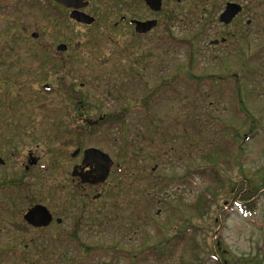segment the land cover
<instances>
[{"label": "rangeland", "instance_id": "rangeland-1", "mask_svg": "<svg viewBox=\"0 0 264 264\" xmlns=\"http://www.w3.org/2000/svg\"><path fill=\"white\" fill-rule=\"evenodd\" d=\"M90 1L92 25L49 0H0V264H264V0H163L159 13ZM228 1L244 9L223 25ZM201 15L210 34L192 51L159 44L163 24L138 37L129 22L169 21L188 39ZM189 68L201 80L182 78ZM79 146L113 159L96 189L72 182ZM242 184L256 190L252 213ZM37 203L55 217L47 227L23 218Z\"/></svg>", "mask_w": 264, "mask_h": 264}, {"label": "water", "instance_id": "water-1", "mask_svg": "<svg viewBox=\"0 0 264 264\" xmlns=\"http://www.w3.org/2000/svg\"><path fill=\"white\" fill-rule=\"evenodd\" d=\"M56 3H59L66 8L71 9L70 11V18L74 19L76 22L91 25L95 22V17L84 12L82 9L89 5L88 0H52ZM146 4L149 6L150 9L153 11H159L162 9L163 0H145ZM243 11V5L237 2L228 1L224 7V10L219 15V21L222 24H231L233 20ZM125 18V17H123ZM250 20L248 24H250ZM135 25V30L139 33H147L151 29H153L157 25L156 19H149V20H139L133 19L131 21ZM33 36H38L37 33H33ZM222 42H225V39H221ZM220 40L215 39L211 41V44H218ZM58 50L65 51L67 50V44L60 43L57 46ZM48 88V85H46ZM80 152V149H76L73 152V156H77ZM86 160H95L96 162L99 160L100 163H97L96 167L94 168L95 171L101 172V176L99 177L100 181H105L109 174H110V165L113 163L111 156L96 147H89L84 151V159ZM0 161L2 159L0 158ZM37 158H34L31 161V164L37 163ZM77 166L74 167L72 175H77ZM24 220L31 226L35 228L47 227L51 224L54 219L53 213L50 209L41 203H37L31 207H29L23 215ZM57 223H61L62 219L58 217L56 219Z\"/></svg>", "mask_w": 264, "mask_h": 264}, {"label": "trees", "instance_id": "trees-1", "mask_svg": "<svg viewBox=\"0 0 264 264\" xmlns=\"http://www.w3.org/2000/svg\"><path fill=\"white\" fill-rule=\"evenodd\" d=\"M49 1H51V0H49ZM137 1H139V3L144 2V0H137ZM207 2H208V0H200V3H203V4H205ZM144 4H145V2H144ZM57 5H59V4H57ZM59 6H61V5H59ZM204 8H205V6L202 5V13H206V11H204L205 10ZM176 17H175V14L174 15L172 14L171 17L169 18V20L174 19ZM163 22H161V24L165 25V31L163 33H161V35H158V39L156 40L160 44H162V41H164V43H170V44H173V45H175V43L177 45H182V46H185L186 45V46H189L191 48L190 51H192V48L196 50L197 49L196 47H199V43H202L203 40L205 38H207V34H210L208 32V30H205L204 31L206 25L210 26V24H208L209 23V20L204 15H201L200 21H199L200 25H198L197 29L194 30V32L190 35V37L188 39H186V38L183 39V38L175 37L173 35V32L171 31V26H170L169 21H167L166 23H163ZM138 37H139V35H138ZM196 42L197 43L199 42L198 45H196ZM191 53H193V52H191ZM256 56L260 57L261 56V53H258ZM193 57L194 56H192V58L190 59L188 66L190 65L193 69H195V67H198L199 68V66H196L198 56L195 57V62L196 63L192 62ZM40 67H41V65H40ZM192 71L193 70H191L189 68L188 75H186V76H183L182 75L183 76L182 78L191 77L192 76L191 77V80L192 81L201 80V78L199 76L195 75ZM152 88H153L152 86H150L148 88V93H147L148 97L155 96V91H154L155 89H152ZM210 89L213 90V91L215 90V93H217V95L222 96V95H224V94L227 93V90L229 88L226 85H223L221 83L220 84H216L215 83L214 86H212V88H210ZM85 104L86 103H84V102H81V103L74 102L73 107L74 108L76 107V109H77L78 112H83V111H85V109H83V108L86 107ZM135 106L137 107L138 105H135ZM88 111L86 110V112H88ZM128 111H129V108L124 112V114L127 115L128 114ZM68 116H69V118H72V121H73L72 124L76 123V117H75V114L74 113H71V111H70V114L68 113ZM78 116L79 115H77V117ZM111 119L113 121L111 123L112 126L121 128V130L124 131V129L126 128V125L120 121V119H122V116H120L117 113H115V114H113L111 116ZM81 121H82V123H85V125L84 124H81L82 126L89 127L90 120H87V119L85 120V119L82 118ZM125 145L130 146L131 143L128 144L127 141H125ZM79 147H81V146H79ZM9 180L10 179H7L6 178V179H4V182L7 183ZM10 184H11V186H14L16 188V191L17 192H22V193L23 192H28L31 189V186L28 187V185H26L24 183V181H22V180H16V181L11 182ZM240 186L241 187L239 188V190L237 192V195H236V200H238V202H239L238 205L241 207V209L243 210V212L252 213L256 209L255 207L253 208L254 198L257 195L256 190H253L254 188L250 187L249 184L248 185L247 184H242ZM234 198H235V196H234ZM174 239H176V237H174ZM152 246H154V245H152ZM156 248L158 249V247H150L149 248V254H151V255L156 254ZM161 254L162 253L160 251L157 254V256H160ZM218 263L219 264H224L223 262H220V261Z\"/></svg>", "mask_w": 264, "mask_h": 264}, {"label": "flooded vegetation", "instance_id": "flooded-vegetation-1", "mask_svg": "<svg viewBox=\"0 0 264 264\" xmlns=\"http://www.w3.org/2000/svg\"><path fill=\"white\" fill-rule=\"evenodd\" d=\"M89 1V5L86 6L85 8H83L82 10L86 13L87 12V9L90 7V0ZM145 2V1H144ZM60 5V4H59ZM146 5V4H145ZM163 5H164V2H163ZM162 5V6H163ZM62 6V5H61ZM147 6V5H146ZM64 8H66L65 6H62ZM148 7V6H147ZM68 11H71V9L69 8H66ZM163 9V7H162ZM161 9V10H162ZM151 10V9H150ZM161 10L159 11H152L153 13H159ZM90 14V13H88ZM91 15V14H90ZM135 19H138V18H135ZM149 19H153V18H149ZM149 19H139V20H149ZM157 20V25L151 29L150 31H148L147 33H137L139 36H144V35H147L149 34L151 31H153L157 26L161 25V20L159 21L157 18H154ZM127 18L125 20H122L121 21H126ZM131 24V23H130ZM117 25V23H116ZM133 25V24H131ZM134 26V25H133ZM158 39V37H157ZM164 43V41H162V44ZM160 44V43H159ZM165 44V43H164ZM67 49H68V45H67ZM88 148V147H86ZM86 148H82V147H78L77 149H80V152L77 154L76 157H78L80 154L82 155V158L80 160V163H77L74 165L77 166V175L75 176H72V182L73 183H78L79 186H83L81 187L82 190L87 187V188H93V189H96L97 187L102 186L103 183H100V180H99V177L101 176V172H98V171H95L94 168L96 167L97 163H100L101 161H95V160H86L85 162L83 161L84 159V151L86 150ZM73 167V168H74ZM111 167V165H110ZM111 170V169H110ZM73 171V170H72Z\"/></svg>", "mask_w": 264, "mask_h": 264}]
</instances>
